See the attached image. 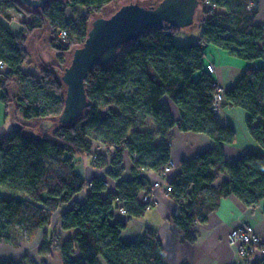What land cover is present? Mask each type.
I'll use <instances>...</instances> for the list:
<instances>
[{"label": "trees", "instance_id": "trees-1", "mask_svg": "<svg viewBox=\"0 0 264 264\" xmlns=\"http://www.w3.org/2000/svg\"><path fill=\"white\" fill-rule=\"evenodd\" d=\"M115 1L51 0L44 9H31L19 0H0V63L8 67L7 72H0L4 106L13 100L24 119L55 122L49 136L40 141L25 136L23 127L0 139V185L11 195H0V241L15 244L32 238L60 210L61 228L74 230L60 242L62 264H164L155 230L148 228L137 241L124 242L121 232L126 224L111 218L118 202H123L128 218L144 215L146 206L140 196L151 184L141 174L162 171L171 158L169 131L175 126L182 132L205 133L213 142L210 150L182 161L179 175L171 182V197L180 204L173 222L187 241L195 240L194 227L207 221L222 198L235 195L251 207L264 199V158L248 153L233 162L225 159L224 144L234 141L236 131L221 124L212 109L210 73L194 78L204 69L208 45L250 63L264 60V24H254L257 9L249 10L248 0H200L198 43L178 46L175 36L180 28L168 24L126 43L116 60L95 64L90 70L86 79L89 106L83 115L70 124L58 121L66 86L57 68L72 48L84 43L91 16ZM77 6L86 9L85 15L67 19V9L75 11ZM7 7L33 14L18 34L10 30L13 16L5 13ZM216 8L225 12H216ZM47 26L51 29L49 46L57 60L41 63L39 79L24 75L22 66L32 64L28 38L35 29ZM60 28L68 30L65 42L57 35ZM13 86L16 93L11 97ZM164 95L175 102L178 120L162 101ZM223 102L248 112V131L264 147V65H249L236 85L225 91ZM107 106L112 108L102 114L101 108ZM149 118L153 129L146 127ZM94 142L111 153L110 160L106 153L94 150ZM126 152L132 157L133 176L122 179ZM85 157H92L97 168L111 166L107 175L116 182L114 191L102 177H81L76 162ZM221 174L227 179L214 186ZM83 191L86 196L80 203L75 197ZM52 244L46 238L41 251L48 252ZM27 261L26 257L24 262L0 264ZM254 264H264V258Z\"/></svg>", "mask_w": 264, "mask_h": 264}, {"label": "crops", "instance_id": "crops-1", "mask_svg": "<svg viewBox=\"0 0 264 264\" xmlns=\"http://www.w3.org/2000/svg\"><path fill=\"white\" fill-rule=\"evenodd\" d=\"M200 7L202 8V6ZM255 8L257 9V15L254 24H264V0H255ZM80 9H83V7L77 6L75 11ZM215 11L225 12L222 8H216ZM72 13L73 10L68 8L66 18L68 19ZM18 14V16L11 14L15 20L9 24L10 30L15 34L21 32L23 22H31L33 18V14L23 11ZM200 32L201 25L198 31H191L190 28L185 27L181 28L175 36V42L178 46L198 43ZM50 34L51 29L47 26L35 29L29 36L27 47L32 64L22 66L21 71L24 75H31L39 79V66L41 63L52 62L45 59L41 53L50 47L48 42ZM203 60L204 69L196 72L194 78L199 79L203 72H207V66L210 63L214 64L215 72L210 75L214 82L225 88V91L236 85L249 65H264V60L250 63L230 56L226 51L214 45L205 47ZM15 93L16 88L9 91L11 97ZM162 101L168 104L174 119L178 120L179 111L175 102L167 95L162 97ZM12 103H14L13 100L10 104ZM10 104L7 108L0 106V139L6 137L11 130L24 128L29 124L24 122V120H29L24 118L22 120V115L16 110L15 103L12 107ZM215 114L221 124L231 125L236 131L234 141L224 144V155L227 161L233 162L248 153H255L264 158V147L248 131L246 125L248 112L245 109L223 102L222 108ZM42 121L33 120V123L35 126L41 125ZM147 123L152 124L151 118L147 120ZM39 129L41 130V127ZM42 134L48 137L44 133ZM169 141L171 144L170 157L175 161V167L170 173L172 179L179 175L182 161L192 159L210 150L213 145L207 134L193 131L182 132L176 126L169 131ZM94 150L106 153L108 159H111V153L100 143L94 142ZM93 161L92 157L79 158L76 163L77 172L85 180H90L96 176L104 178L108 183L109 190L114 191L116 182L107 175V171L111 169V166L97 168L94 166ZM132 166V157L126 152L124 155L125 171L122 179H129L133 176ZM141 175L149 184H153L160 179L159 172L152 170L144 171ZM225 179H227V176L221 174L214 186H218ZM0 195L8 198L11 196L1 185ZM85 196L86 191H83L75 197V200L81 203L85 200ZM156 197L159 203L146 210L140 218L130 219L126 214L121 213L119 208L122 206V202H118L113 210L111 221L126 224L121 232V239L124 242L137 241L146 229L151 228L156 231L162 244L164 264H182L183 262L188 264H254L263 260L264 254L259 249H255L248 255H241L239 247L231 245L228 236L233 228L248 224L264 240V199L256 206L251 207L235 195L222 198L218 209L209 213L207 221L194 227L195 240L187 241L184 231L176 226L172 218L175 213L179 212L180 204L171 197L170 192L166 191L164 185L156 190ZM73 233L74 230H63L61 228L60 210H57L52 214L50 223L40 228L32 238L19 239L15 244L0 241V261L24 262L27 257L28 261L25 264H62L59 251L60 242L71 237ZM46 238L52 239L53 244L48 252H42L41 248Z\"/></svg>", "mask_w": 264, "mask_h": 264}, {"label": "water", "instance_id": "water-1", "mask_svg": "<svg viewBox=\"0 0 264 264\" xmlns=\"http://www.w3.org/2000/svg\"><path fill=\"white\" fill-rule=\"evenodd\" d=\"M19 1L31 9H44L51 0ZM200 5V0H161L155 6L129 2L109 17L95 18L84 43L74 49L71 61L62 73L66 90L64 108L58 121L70 124L89 106L86 79L95 64L116 60L123 45L139 39L147 30L166 24L181 29L192 24ZM54 123V120H43L41 130L47 132Z\"/></svg>", "mask_w": 264, "mask_h": 264}, {"label": "built area", "instance_id": "built-area-1", "mask_svg": "<svg viewBox=\"0 0 264 264\" xmlns=\"http://www.w3.org/2000/svg\"><path fill=\"white\" fill-rule=\"evenodd\" d=\"M248 9L255 8V0H248ZM3 19L0 17V20ZM15 18L12 19V21ZM11 21V22H12ZM58 37L62 41H66L68 37V30L65 28H60L57 32ZM8 67L0 63V72L5 73L7 72ZM207 72L212 74L215 72V65L209 64L207 66ZM224 93L225 88L217 83L214 82V91L212 93V109L214 112H218L222 108V104L224 101ZM175 167V161L170 158L168 162L164 165L160 174V179L150 187L144 191L140 196L141 204L146 206V210L152 208L154 205L159 203V200L156 197V190L161 187L162 185L165 186L167 192H172L173 188L171 186V182L173 181L171 177V170ZM120 212L126 214L125 208L122 206L119 208ZM145 210V211H146ZM229 242L231 245H237L239 247V253L243 256L250 254L255 249H260L264 253V240L259 236V234L255 231V229L248 224H243L242 226L233 228L229 233Z\"/></svg>", "mask_w": 264, "mask_h": 264}, {"label": "rangeland", "instance_id": "rangeland-1", "mask_svg": "<svg viewBox=\"0 0 264 264\" xmlns=\"http://www.w3.org/2000/svg\"><path fill=\"white\" fill-rule=\"evenodd\" d=\"M131 0H116L115 2L107 5L106 7L103 8V10L101 11L100 14H94L91 16L90 20H89V26H91V23L92 21L99 17V16H104V17H109L111 16L113 13H115L120 7H122L124 4H127L129 3ZM161 0H146V1H143L141 2L142 5L144 6H155L157 5ZM201 6V5H200ZM5 13L6 14H13V16H18L19 12H22V10L20 9H16V8H13V7H7L5 10ZM24 12V11H23ZM86 13V9L83 8V9H80L78 11H73L72 15H70L68 17L69 20H76L78 17L80 16H83L85 15ZM22 18V17H20ZM15 20V19H14ZM13 20V21H14ZM12 21V22H13ZM201 22H202V8L201 7H198V9L196 10V13H195V16H194V21L192 24L186 26L185 28H190L191 31H198L200 25H201ZM10 24V23H9ZM75 48V47H74ZM74 48H72L66 55V59H65V62L63 64H61L58 68H57V75L58 77H61L62 73H63V70L64 68L70 63L71 61V58L73 56V51H74ZM53 52V53H52ZM42 55L45 57V59H47L48 61H52V62H46V63H53V62H56L57 60V57L55 56V51L53 49H51L50 47L45 51V52H41ZM53 54V55H52ZM39 73L37 72V75ZM12 89H15V87H11L9 90H12ZM1 93V92H0ZM1 95V94H0ZM14 103L10 104V106H14L13 105ZM0 106H4V103L1 99V96H0ZM109 108H112L111 106H107V107H103L101 108V113L102 114H106L107 111L109 110ZM12 112V111H11ZM11 114V113H10ZM22 120L23 117H22ZM33 120L35 121H40V119L38 118H33ZM33 120H29V121H25L24 122H27L29 123L27 126H25L23 128V133L25 136L27 137H30L32 139H35V140H43L45 138V136L42 134L44 133L46 136H49L51 130L53 129V127H51L47 132H43L39 129L40 125H34L33 123ZM41 123V122H40ZM39 123V124H40ZM149 129H153L154 128V125L148 123L147 126ZM78 161V160H77ZM77 163V162H76ZM260 250V249H259ZM262 252V251H261ZM263 253V252H262ZM264 254V253H263Z\"/></svg>", "mask_w": 264, "mask_h": 264}]
</instances>
